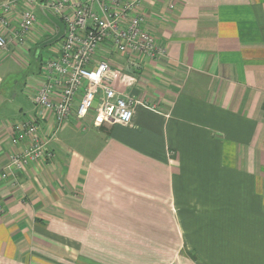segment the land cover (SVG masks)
<instances>
[{
	"label": "crops",
	"instance_id": "0c3cea01",
	"mask_svg": "<svg viewBox=\"0 0 264 264\" xmlns=\"http://www.w3.org/2000/svg\"><path fill=\"white\" fill-rule=\"evenodd\" d=\"M140 11L165 54L131 66L106 44L94 60L119 71L129 124L95 127L90 115L57 128L40 115L41 52L22 89L32 109L14 106L5 79L57 28L36 13L19 40L20 9L0 26V264H264V0H145ZM33 118L53 156L12 172L25 147L14 126Z\"/></svg>",
	"mask_w": 264,
	"mask_h": 264
},
{
	"label": "built area",
	"instance_id": "2783aa9c",
	"mask_svg": "<svg viewBox=\"0 0 264 264\" xmlns=\"http://www.w3.org/2000/svg\"><path fill=\"white\" fill-rule=\"evenodd\" d=\"M144 1L6 0L0 5V26L4 28L9 25V14L15 9L21 10V22L14 35L21 41L37 21L36 5L48 8L65 22L66 32L57 55L43 57L42 84L32 96L40 115L47 110L53 112L57 128L72 116L83 120L92 115L95 127L132 122L134 99L114 85L119 71L107 59L94 60L98 48L106 44L128 56L131 66L139 65L133 58L136 54L151 57L165 54L144 28L145 16L140 11ZM8 39L0 32V48L7 47ZM11 140L14 144H25L22 152L10 155L8 169L12 172L53 156L49 138L41 132L37 118L16 123ZM2 176L7 178V171Z\"/></svg>",
	"mask_w": 264,
	"mask_h": 264
},
{
	"label": "rangeland",
	"instance_id": "374dc122",
	"mask_svg": "<svg viewBox=\"0 0 264 264\" xmlns=\"http://www.w3.org/2000/svg\"><path fill=\"white\" fill-rule=\"evenodd\" d=\"M40 8V9H39ZM36 10V13L38 15V18L40 20V23H42L43 25H46L47 27H49V31H52V21L47 17V15L43 12V10L41 9V7H39ZM49 33V32H47ZM46 39L42 40V42H40V44L38 45L37 49L35 50L32 58L30 59L29 62H32V64L30 66H22V65H18L17 67H15V73H13L15 76L5 79L4 84H3V89L5 91H7L9 94H11V96L13 97L16 93H18V96L16 98H14V106L15 105H26L27 108H29L30 110L32 109V104L31 102L23 96V87L24 84L26 83V81L28 80L29 75H32L33 73L36 72V68H37V62H39V56L40 55L39 52H41V55L46 57L48 51L50 52L51 49H53L54 46H56V44H58L59 42H54L53 44H49V45H41L43 42H45ZM14 62V61H11ZM20 62V61H19ZM6 107H8L9 105H5Z\"/></svg>",
	"mask_w": 264,
	"mask_h": 264
},
{
	"label": "water",
	"instance_id": "95a60500",
	"mask_svg": "<svg viewBox=\"0 0 264 264\" xmlns=\"http://www.w3.org/2000/svg\"><path fill=\"white\" fill-rule=\"evenodd\" d=\"M42 10L57 28L56 34L52 38L47 39L45 42L41 44V45H47V44H51L57 41L58 39L64 37L65 32H66V25L61 21L59 17H57L48 8L42 6Z\"/></svg>",
	"mask_w": 264,
	"mask_h": 264
},
{
	"label": "bare ground",
	"instance_id": "6f19581e",
	"mask_svg": "<svg viewBox=\"0 0 264 264\" xmlns=\"http://www.w3.org/2000/svg\"><path fill=\"white\" fill-rule=\"evenodd\" d=\"M59 41V40H58Z\"/></svg>",
	"mask_w": 264,
	"mask_h": 264
}]
</instances>
